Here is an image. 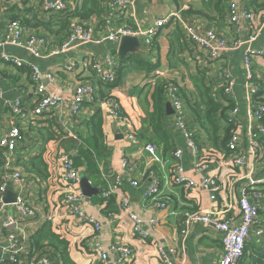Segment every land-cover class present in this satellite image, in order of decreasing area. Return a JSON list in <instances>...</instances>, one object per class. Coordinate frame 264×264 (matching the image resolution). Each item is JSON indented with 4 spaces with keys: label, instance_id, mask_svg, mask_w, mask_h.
<instances>
[{
    "label": "crops",
    "instance_id": "obj_1",
    "mask_svg": "<svg viewBox=\"0 0 264 264\" xmlns=\"http://www.w3.org/2000/svg\"><path fill=\"white\" fill-rule=\"evenodd\" d=\"M91 1H94V3H91ZM129 1L132 4L126 10L116 12L111 10L112 0H67L66 11L80 14L82 17L87 14L86 19H83L85 24H93L96 28L98 26H108L111 29L121 27L148 29L154 19L163 18L172 12L180 11L184 21L192 26L213 29L216 27L230 41L235 38L234 28L229 24L228 17L217 19L215 5L218 0ZM230 1H236L240 7L249 9L254 13L264 12V0H225L221 7L224 6L223 9H225L227 15ZM94 5H96V8ZM188 10L202 12L212 18L213 21L194 15ZM62 15H64V12L56 15L43 12L40 8V0H28L22 4H18L14 0H0L1 39L4 36V26L13 19L19 20L23 26L24 39L31 35L46 38L47 44L44 47L41 59H33V61L39 66L43 74L47 72L56 74L55 84L48 85L44 81L47 88L55 94L63 97L72 96L75 86L80 81L90 82L96 89L98 96L112 93L121 104L123 112L130 119L132 127L138 135L142 127V120L145 117L144 106L141 103L142 96L145 94L147 87L152 89L157 82L162 83L165 80H170L179 87V94L183 99L182 93L187 94L188 98L196 96L192 80L197 76H201L203 85L208 88L209 97L214 99L212 97L214 94V100L223 106L226 114L227 110L235 105L228 103L229 106L225 107L226 102L217 75L220 70L226 68L236 80L235 94L238 98L236 106L239 108L238 117L243 119L240 112L242 113L245 110L244 90L246 83L241 60L247 44L238 50L223 54L219 61L211 64L214 67H209L208 70L201 69L198 65L196 60L198 53L192 48L186 36L182 33V38H178L174 34L177 24H172L154 35L138 37L137 48L133 52H129L124 58L118 56L119 42L108 40L100 46H88L83 52L84 55L104 58L107 54L115 64H119L116 83L111 89H107L102 88L103 86L98 84L94 77L80 79L73 73L61 72L59 66L73 57H80V51L68 52L57 57L48 55L52 44H58L68 36L71 29L70 23L78 21L73 18L66 22ZM177 28H179L178 25ZM249 31L248 24L244 23L241 33L243 41L247 40ZM248 46L255 50L264 46V26L259 29L256 42ZM3 51L7 54L27 58L22 51L12 46L4 47ZM156 72H160V75L156 76ZM203 72H205L204 76L201 75ZM254 72L257 74L255 75L257 81L262 84L259 96L264 101V61L256 60L254 62ZM28 78L25 69L10 67L0 61V138L12 121L11 114L5 106V101L20 98L24 117L19 125L25 136V142L14 153V166L27 173L28 186H34L32 181L35 184L37 183L33 190L27 193V198L37 208L39 215L51 210L59 216V231L55 232L64 236L62 238L59 236V238L67 243L66 253L69 264L96 263L98 254L94 249L97 243L107 253L110 264H160L161 255L170 258L173 264H215L222 255L218 234L203 226L196 225L190 228L188 234L184 237L180 233L182 229V217L180 215H168L163 218V214L160 213L159 209L145 200L143 193L152 182L147 167L149 157L147 155L140 159L133 157V148L124 139L122 129L109 116L100 112L98 102L84 105L76 117L71 115L67 102L61 107L60 113L35 118V110L38 106L33 87ZM95 113H99L102 119L103 143L107 151L106 156L102 159L98 157L97 151L93 148L91 133L88 129V124ZM188 114L189 110L187 109L185 119L197 145L205 149L213 148L206 132L199 130L198 127L189 126ZM166 116L168 122L172 119L173 114L171 116L166 114ZM33 121L35 123H32ZM237 122L239 123L238 120ZM223 123L224 120L220 122V126L224 127ZM168 133L172 149L167 153L163 152V154L169 155L175 147L183 149L182 161L186 174L197 181L198 173L194 170L193 160L189 156L187 148H185V139L175 130ZM218 136H220V139H218L217 144L221 145L224 131L220 130ZM257 143L261 150L260 157L255 162L249 160L247 164V167L253 171L254 177L264 172V143L261 144L258 141ZM54 148H60L69 155L74 167L78 170L80 179L86 178L89 185L98 190L97 194H93L89 198L86 197L89 203L84 205V211L102 226L99 238H96L92 226H85L77 218L65 214L59 204L61 196L56 194L57 187L47 182L50 170L47 169L43 155L45 151ZM122 155L130 161H134L137 167L130 171L119 169ZM33 162L39 163L37 167L41 168L42 174L30 169ZM151 169L155 170V167ZM55 172H57L56 165ZM113 172L119 173L123 179L122 192L129 198L131 209L144 221H156L152 226H148L149 223L143 226L146 231V235L143 237L134 233L131 222L119 221L117 217L120 214L119 196H111L106 200L99 196L100 189L105 188L107 183L113 181V175H111ZM131 180L137 181L138 186H131ZM38 182H42L41 186ZM43 183H45L44 186H42ZM246 184L247 181L242 180L236 183L235 186L240 188ZM7 191L14 193L12 188L7 189ZM231 191H233L234 198H229V204L221 208V205H219L220 200L219 204L217 201H210L208 193L198 187L193 189L192 192H188V194L178 187L165 188L164 193L169 197L166 213H176L193 208L211 211L220 210L221 217L233 218L234 222L237 223L239 220V212L236 206L237 190L233 189ZM231 191L227 190V196L230 195ZM253 202L258 204L261 214L259 223L250 234L246 255L248 256L251 252L257 255L261 254L260 256L264 259V190L261 196ZM10 209L9 213L14 211L11 207ZM36 222L37 224L30 226V229H28L30 238L37 230H40L42 224L47 223L43 221ZM6 235L7 230L1 226L0 222V245L5 244ZM118 247L126 248L129 252L128 255H125L124 251L115 249ZM171 248L174 249L175 254L170 252ZM31 256L30 245L27 243L20 253L18 262L15 264H28ZM244 262V264H248V258ZM0 264H13L8 260V256L2 255L1 250ZM54 264H64V262L58 260Z\"/></svg>",
    "mask_w": 264,
    "mask_h": 264
},
{
    "label": "built area",
    "instance_id": "obj_2",
    "mask_svg": "<svg viewBox=\"0 0 264 264\" xmlns=\"http://www.w3.org/2000/svg\"><path fill=\"white\" fill-rule=\"evenodd\" d=\"M14 1L22 4L28 0ZM131 4L132 2L129 0H112L110 7L112 11L119 12L126 10ZM40 8L48 14L66 12L67 0H40ZM228 9V22L234 28L233 34L235 36L231 41L225 34L213 28L196 27L188 24L182 18L181 12L175 11L163 18L154 19L148 29L141 27L111 29L108 26L96 28L93 24L72 21L68 36L59 44H52L48 53L51 57H57L68 52L80 51V57H73L59 66L61 72L73 73L80 79L94 77L98 84L105 88L115 83L119 64H115L107 54L104 58L84 55L83 52L88 46H100L108 40L119 42L123 37L151 36L172 24H177L191 43L192 48L198 53L196 60L200 68L208 70L209 67H214L211 64L219 61L223 54L238 50L247 44L241 60L246 83L244 90L245 110L240 112L243 119L238 117L239 108L236 106L238 98L235 94L236 80L234 76L226 68L217 73L226 102L225 107H228L230 103L235 104L227 110L223 119V125L226 124L230 127L229 138L223 148L205 149L197 145L185 119L187 106L179 94V87L170 80L162 82L165 98L173 109L172 119L166 123L165 128L168 132L171 130L179 132L185 139V148L193 160L194 170L198 173L197 181L186 174L182 161L183 149L175 147L169 155H164L162 148L139 140L130 119L125 115L121 104L112 93L100 97L93 85L83 80L75 86L72 96L63 97L50 91L44 81L48 85L55 84L56 74L53 72L43 74L39 66L33 61V59H41L47 44L46 38L31 35L24 39L23 26L19 20L9 21L4 26L3 38H0V61L10 67L25 69L28 73V79L33 87L38 106L35 110V118L60 113L61 107L67 102L71 115L76 117L84 105L98 102L100 112L109 116L122 129L124 139L133 148V157L135 159L143 158L145 155L149 157L147 167L152 182L143 193L145 200L159 209L163 218L168 215H180L182 217L180 233L184 237L190 228L196 225L203 226L218 234L222 255L215 264L241 263L250 234L259 223L261 214L260 207L253 201L259 198L264 190V172L254 177L253 171L247 167L249 160L255 162L260 157L261 150L257 141L261 144L264 143V101L259 96L261 82L257 81L255 76L257 74L254 72V62L256 60L264 61V46L256 50L248 46L256 42L259 29L264 26V12L254 13L249 9L240 7L236 1H230ZM244 23L248 24L250 30L246 41L241 39ZM6 46L17 48L27 58L4 53L3 48ZM159 75L160 72H156V76ZM214 96L213 94L212 97L215 99ZM5 106L11 114L12 121L0 138V222L1 226L7 230L6 242L4 245H0V250L3 256H8V260L15 264L29 241L28 229L37 224L36 221L47 222L54 234L60 238L64 236L55 232L59 231V216L55 215L54 211L50 210L39 215L37 208L28 201L27 193L32 191L37 183L32 181L34 186H28L27 173L14 166V153L25 142V136L19 125L24 117L21 100L16 98L12 101H5ZM236 118L241 124L237 122ZM121 157L119 169L122 171H130L137 167L134 161H130L124 155ZM43 159L47 169L50 170L47 182L57 187L56 194L61 196L60 207L68 216L77 218L85 226H92L96 238H99L102 226L84 211V205L89 202L80 190L81 179L70 156L60 148H54L45 151ZM55 165L57 172H55ZM151 166L155 167V170H152ZM111 175H113V181L107 183L105 188L100 189V198L106 200L111 196H119L120 214L117 215L119 221L131 222L134 233L141 237L145 236L146 231L143 226L147 223H149L148 226H152L156 221H144L131 209L129 198L122 192L123 179L119 173L113 172ZM242 180H246L247 184L236 188V183ZM38 183L41 186L42 182ZM130 184L133 187L138 186V182L134 180H131ZM44 185L45 183L42 186ZM170 187H178L187 194L198 187L208 193L210 201H217L219 204L220 200L221 208L229 204V198H234L231 190L235 189L237 190L236 206L239 212V220L235 223L233 218L221 217L220 210L211 211L201 208L166 213L169 197L164 193V189ZM9 188L14 191L16 199L14 203L5 204L3 200ZM227 190L231 191L229 196H227ZM252 199L254 200L252 201ZM10 207L14 209L11 213H9ZM115 249L124 251L125 255L129 253L123 247ZM94 250L98 254V261L93 264H110L107 253L103 251L99 243L95 245ZM170 252L176 253L172 248ZM31 255L28 264H51L48 259L35 256L32 250ZM160 264L173 263L170 258L161 255Z\"/></svg>",
    "mask_w": 264,
    "mask_h": 264
},
{
    "label": "trees",
    "instance_id": "obj_3",
    "mask_svg": "<svg viewBox=\"0 0 264 264\" xmlns=\"http://www.w3.org/2000/svg\"><path fill=\"white\" fill-rule=\"evenodd\" d=\"M225 0H218V3L215 5V9L217 12V19L222 18L225 19L227 16V12L225 11L224 4ZM94 3V1H91ZM96 8V5H94ZM189 11V10H188ZM190 13H194V15L202 16L207 20L213 21L212 18H209L207 15L202 12H194L189 11ZM63 13V12H62ZM60 14V13H57ZM56 15V14H52ZM63 19L67 22L70 19L76 18V20L80 22H85L83 19H86L87 14L83 15L72 13V12H64ZM78 17V18H77ZM14 20V19H13ZM10 20V21H13ZM179 27V26H178ZM213 27V26H212ZM180 28V27H179ZM175 27V35L182 38V30ZM216 29V27H215ZM216 31L220 32L218 29ZM59 44V43H58ZM202 76L205 75V72L201 73ZM116 83V81H115ZM114 83V84H115ZM113 85L106 86L105 88L111 89ZM163 83L157 82L153 88L147 87L145 94L142 96L141 103L144 106V115L145 117L142 120V127L140 132L138 133V138L141 142L152 143L159 148H162L164 153L169 152L172 149L170 145V136L168 131L166 130L167 116L165 114V102L167 101L164 94ZM193 88L196 96L192 98H188L187 94L182 93L183 100L187 109L189 110L188 114V123L189 126L192 125L195 128L198 127L199 130L206 132L212 146L214 148H223L225 143L229 138V130L230 127L224 124V127L220 126V122L225 118V112L223 106L211 99L208 95V88L203 85V78L201 76H197L192 80ZM262 86V84H261ZM106 95V94H105ZM105 95L101 96L104 97ZM229 106V105H228ZM89 132L91 133L92 145L95 151L98 153V157L102 159L106 156L107 151L106 147L103 143V134H102V119L99 113H95L89 124H88ZM197 129V130H198ZM198 130V131H199ZM220 130L224 131V137L221 140V145H218V133ZM105 159V158H104ZM39 163H32L31 170L37 171L40 174L43 172L41 168L37 167ZM43 170V169H42ZM42 172V173H41ZM30 245V249L34 252V255L39 258L48 259L51 264L60 260L63 261L64 264H69V258L67 257L66 249L67 243L65 240L60 239L59 236L55 235L48 223L42 224L40 230H37L29 241L27 242ZM248 247L246 245L245 252L243 254V258L240 264H244L246 258H248V264H264V259L260 256L261 254H252V252L247 256L246 252Z\"/></svg>",
    "mask_w": 264,
    "mask_h": 264
},
{
    "label": "water",
    "instance_id": "obj_4",
    "mask_svg": "<svg viewBox=\"0 0 264 264\" xmlns=\"http://www.w3.org/2000/svg\"><path fill=\"white\" fill-rule=\"evenodd\" d=\"M137 46H138L137 38H135V37H123V38H121V40L119 41V45H118V56L121 58L126 57V55L129 52H133L137 48ZM165 111H166V114L168 116H171L173 114V109L171 108V105L169 102H167L165 104ZM80 189H81L82 194L88 198L90 196H92L93 194L98 193L97 189L92 188L89 185L88 180L86 178L81 179ZM15 199H16L15 194L11 191H9V192L7 191L5 194L3 202L5 204H11V203L15 202Z\"/></svg>",
    "mask_w": 264,
    "mask_h": 264
},
{
    "label": "rangeland",
    "instance_id": "obj_5",
    "mask_svg": "<svg viewBox=\"0 0 264 264\" xmlns=\"http://www.w3.org/2000/svg\"><path fill=\"white\" fill-rule=\"evenodd\" d=\"M185 89H187L186 87H185ZM188 90V89H187Z\"/></svg>",
    "mask_w": 264,
    "mask_h": 264
}]
</instances>
